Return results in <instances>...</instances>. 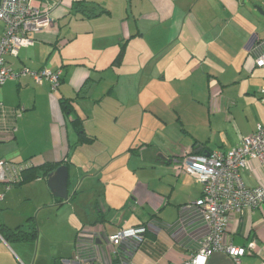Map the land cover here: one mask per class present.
Masks as SVG:
<instances>
[{
  "label": "crops",
  "instance_id": "0c3cea01",
  "mask_svg": "<svg viewBox=\"0 0 264 264\" xmlns=\"http://www.w3.org/2000/svg\"><path fill=\"white\" fill-rule=\"evenodd\" d=\"M43 1L52 7L53 25L33 35V46L22 48L17 58L7 56L6 61L15 70L27 67L61 71L63 82L54 93L56 95L50 93L49 84L38 85L30 77L8 81L0 89V128L4 127L0 130V144H3L0 145V160L14 159L13 162L24 167L49 162L69 168V199L61 202L49 187L50 195L42 196L41 207H46L47 203L57 208L69 206L81 217L72 251L54 259L52 264L70 258L81 242L84 243L83 251H91L88 240L79 241L84 229L99 228L110 235L120 229L143 225H149L147 240L132 255L135 264H184L200 248L206 228L194 210H185L187 205L201 199L203 186L179 169V164L186 155L214 150L228 152L243 137L250 136L257 125H264V102L260 100L264 69L255 67L258 46L264 42V0ZM81 1L98 14L91 18L83 15L82 7L76 6ZM4 29L0 21V40ZM78 45L85 51L71 50ZM122 47V60L115 65ZM107 70L110 72L105 73ZM102 81L106 92L94 100L93 84ZM27 93L32 96L30 100L28 96L24 98ZM62 97L74 99V111L70 115L64 114L60 107ZM106 100L118 111L135 107L141 112L146 107V112L150 107L155 109L154 105L176 106L178 121L183 127L186 126L183 121L191 117L192 123L207 125L203 133L181 129L185 137L176 127L177 138L166 137L162 146L154 144V140L140 138L139 134L136 139L128 140L123 136L121 149L116 150L114 146L108 156L109 159L122 156L125 149L133 145L126 154L131 155L139 141L140 150L155 147L150 162L166 167L155 168L156 163L154 168L148 169L159 171L161 180H147L141 172L142 177L137 176V169H128L127 173L116 170L107 175L99 166L83 174L70 157L73 150H80V154L96 166L95 157L105 152V149L99 150L94 155L89 151L94 146L104 148L98 140H102L108 127L102 117L92 119L86 107L103 106ZM45 102L50 112L45 126L47 146L31 154L24 152L18 143L20 132L23 134L34 127L30 124L36 122L38 105ZM210 105L217 107L213 114ZM207 116L208 122H205ZM76 118L82 119L86 134L94 138L90 144L76 146L78 133L73 125ZM105 123L108 125V121ZM175 124L177 126V122ZM114 135L113 131L109 140ZM13 141H17L15 145L10 143ZM104 157L108 158L100 155L98 159ZM165 177H168L166 182L163 181ZM242 179L248 187L264 185V170L257 163H250ZM44 180L47 182L44 178L35 181ZM21 187L17 184L6 190L0 184V225L11 229L21 226L22 231H28L35 221L33 214L24 212V208L18 207L19 203L13 202L17 188ZM88 188L92 194L88 195L89 200H83L84 196L79 195ZM117 207L125 209L123 216L120 212L111 213ZM14 211L19 216V224L15 227L4 217ZM100 211L105 215L104 221L96 222ZM129 214H134L131 227L126 221ZM180 215L186 218L185 229L179 222ZM225 231V241L229 245L243 248L254 245L252 252L241 257L239 264H264V205L261 210H245L233 215ZM10 240L18 253L27 256L21 244L35 243L38 237L36 241ZM98 244L102 246L100 241ZM6 246L7 240L0 234V250L9 251ZM14 247L10 249L16 251ZM208 264L236 263L227 253L218 252Z\"/></svg>",
  "mask_w": 264,
  "mask_h": 264
},
{
  "label": "built area",
  "instance_id": "2783aa9c",
  "mask_svg": "<svg viewBox=\"0 0 264 264\" xmlns=\"http://www.w3.org/2000/svg\"><path fill=\"white\" fill-rule=\"evenodd\" d=\"M52 7L43 0H0V21L5 25L0 40V89L8 81H18L23 77L32 78L36 84H49L52 92H57L62 79L61 71L47 68L18 71L8 66L7 56L17 57L22 48L31 47L33 35L53 25L50 16ZM255 58V67L264 69V42L260 43ZM264 102V86L260 91ZM250 163H257L264 170V125L228 152L214 150L204 154L186 155L179 169L191 175L202 184L201 199L187 205L185 210L195 211L203 222L206 234L200 241V248L184 264H208L213 254L227 253L236 264L241 257L251 253L250 248L235 247L225 241L229 218L245 210H261L264 205V185L248 187L244 184L242 173L249 169ZM23 165L13 161L0 160V184L10 190L22 180ZM186 218L180 215L184 228ZM185 229V228H184ZM149 225L120 229L106 234L101 229H84L81 240H88L91 251H83L81 242L74 254L60 264H135L132 255L145 240ZM102 243V246L98 244ZM102 247V248H101ZM102 249V251H101ZM105 249L106 251H103Z\"/></svg>",
  "mask_w": 264,
  "mask_h": 264
},
{
  "label": "rangeland",
  "instance_id": "374dc122",
  "mask_svg": "<svg viewBox=\"0 0 264 264\" xmlns=\"http://www.w3.org/2000/svg\"><path fill=\"white\" fill-rule=\"evenodd\" d=\"M262 6L264 7V4ZM74 49L71 48L73 52L82 53L85 51L84 47L81 49L79 45L76 46ZM80 62L82 63L83 61ZM109 72L110 71L107 70L105 73H109ZM90 83L92 84L94 82L90 81ZM100 83L96 85L93 84V89L95 91L94 94L95 99L93 98L94 100H97L100 94L106 92V90L104 91L103 89L105 82L102 81ZM123 90H126L124 86H123ZM50 93L56 95L54 93L57 92H52L50 89ZM27 96L29 100L32 98L31 94L29 93L25 94L24 98ZM112 105L113 104L110 101L106 100L103 106H98L97 108L95 107L96 110L94 106L86 107L88 108V110H90L92 119H96V118L99 119L100 117H102L104 119L103 123L108 128L105 129V132H103L102 140L101 139L98 140L100 141V143L98 144H103L104 148L101 149L102 147L99 146L98 149L97 146H94L92 147V149H89V151H91L94 155H96V153L99 150L105 149L104 153L100 152V154L95 157L94 162L96 166L90 164L89 158L82 156L80 154V150L77 151L73 150L74 153L70 157L71 161L73 162V164H75V166L78 169L80 168L83 174H86L87 170L88 171L93 170V168L95 167L97 169L99 167L104 168L105 172L108 173L107 175H110L116 170L127 173L128 169H130L131 171L137 169L136 171L137 176L142 177L141 173H144L147 180L156 179V178L160 179L162 177L161 176L162 174L159 171L154 172L153 170L148 169V168H154L153 166L156 163H157V167L155 168L166 167L165 165H161L158 162L156 163L150 162V158L151 159L154 158V153L152 154V152L154 150L153 148L155 147H149L148 149L144 147V149L146 148L147 150L142 152V150L144 149L140 150L141 149L140 146L142 145L139 141L137 142V144L134 145L132 151L133 153H131V155H126V154L129 152L130 147L133 145H130L128 149L126 148L125 153H123L122 156L118 155L113 159L112 158L109 159L108 156H110L111 153L113 152L114 146H116V150L121 149L120 147L123 144L122 143L123 136H125L128 140L133 138L136 139L139 134L140 138L143 137L144 139L147 140H154L153 141L154 144H156L157 146L158 145L162 146V142L166 137H170L172 139L177 138L174 134L175 132H177L175 131L176 127L178 128V131H180V133L183 135V137H185V132L182 131L181 129H186V130L191 129L194 132L203 133V130L207 125L205 124L204 126H198L196 123H192L193 118L191 117L188 121L186 122L183 121V123L186 125L185 127H183V125H181L178 121V117H177L178 112L176 111L177 109L176 106L163 107L160 105L157 106L154 105L155 109L150 107L148 110L146 109L145 112L144 110L146 108L145 107L142 108L141 112H139L138 109L135 107L118 111V109H114ZM38 107H39V113L36 117L35 120L36 122L34 124H30L31 126L34 127H31L23 134H21L22 132H20V137L18 139V143L21 150L30 154L33 152L44 150V148L47 146V143L45 142L47 140V137L45 135V126L48 123V120H50V112L47 107V102L41 103L40 105H38ZM216 110L217 107L215 108V106L210 105L211 114H213ZM210 120L211 122H213L211 116L209 117V122ZM106 121H108V125L105 123ZM206 121L208 122V116L205 117V122ZM155 122H157L158 124ZM175 122H177V126ZM38 127H42V129H38ZM3 128H0V130ZM109 129L111 130V132L109 131ZM113 131L115 132V135L112 136V140H109V135H112ZM15 142L17 141H13L10 143H13L15 145ZM168 146L169 148H171L170 144H168ZM100 155H104V156L107 155L108 158L104 157V159L101 158L98 159ZM7 160L14 161V159H7ZM144 168L146 170H144ZM170 168L173 169V167ZM74 169L75 168L72 167V170ZM42 176L43 175H41L40 177L43 179ZM167 178L168 177H165L163 181L166 182ZM82 179L83 178H81V180ZM21 186H22L21 188H17L18 192L14 197L13 202L14 204L19 203L18 207H20V209L24 208L23 210L24 212L30 211L31 214H33L32 216L35 218V222L39 230L38 240L35 243L28 242L21 244L25 247L27 252V256H24L20 252L19 253L17 252L18 249H16V247H14L13 242L10 239H8L6 247L9 251L0 250V264H52L54 259H60L65 254H69L70 251H72L74 234L80 226L81 217L79 218V216L73 212V207L70 208L69 206H63L61 208H57L53 205H49V203H47L46 207L44 206L41 207V204H43L42 196L50 195L47 182L45 180L42 182H37L33 180L24 183ZM119 187L120 186L116 188ZM91 194L92 192L88 188L86 191L84 190L83 194L79 195V197L84 196L82 198L83 200H89L88 195ZM7 199L8 196L6 197L5 202L7 201ZM84 204H86L88 208H90L88 203H84ZM83 211L86 212V209L85 210L83 209ZM124 211L125 209L124 208L121 209L120 207L118 209H112L111 213L120 212V215L123 216ZM133 215L134 214L126 215L127 216L126 221L130 222L129 223L130 226L128 227H131ZM4 217L8 222H10V224H12L13 227L19 224L18 222L19 216L17 214V211L8 212L6 215H4ZM10 246L14 247L16 251H12L10 249ZM59 262H61V260H59Z\"/></svg>",
  "mask_w": 264,
  "mask_h": 264
},
{
  "label": "trees",
  "instance_id": "16d2710c",
  "mask_svg": "<svg viewBox=\"0 0 264 264\" xmlns=\"http://www.w3.org/2000/svg\"><path fill=\"white\" fill-rule=\"evenodd\" d=\"M77 8L78 7H82L81 11L83 13V15H85L86 17H94L95 15H97L98 13H96L94 11V8L89 9V6L86 5V2L81 1L78 4H76ZM123 53H124V48H121V51L119 52L118 56L116 57L114 64L118 65L120 64V61L122 60L123 57ZM23 69V68H21ZM20 70V69H19ZM63 76V75H62ZM63 78L61 79V83L60 86L62 84ZM59 86V88H60ZM58 88V90H59ZM59 104L60 107L63 111L64 114L66 115H70L72 113V111H74V99H65V98H61L59 100ZM73 125L78 133V141L76 146H81L84 144H90L91 142L94 141V138L89 137L85 130H84V125H83V121L80 118H76L73 120ZM59 166H61V163H43L39 166H27L24 168L23 172H22V180L18 183V185H22L24 183L36 180L41 178L40 176L43 175L42 177L44 179H47V176L52 173L53 171H55ZM16 185V184H15ZM59 200V199H58ZM62 202V200H60ZM102 211L99 212V217L96 220V222H102L104 221V214H101ZM35 220V219H34ZM21 226H17L14 229L8 228L5 225L1 224L0 225V234L5 238V240L11 239V238H15L16 240H24V241H36L37 237L39 236V230L38 227L36 225V222L34 221V224L32 226H30V229H28V231H22L21 230ZM147 234V233H146ZM146 235H145V240L144 242L140 245L139 248H141L145 243H146Z\"/></svg>",
  "mask_w": 264,
  "mask_h": 264
},
{
  "label": "water",
  "instance_id": "95a60500",
  "mask_svg": "<svg viewBox=\"0 0 264 264\" xmlns=\"http://www.w3.org/2000/svg\"><path fill=\"white\" fill-rule=\"evenodd\" d=\"M259 11L261 12V9ZM68 181L69 168L66 165L60 166L47 177V184L53 195L64 201L69 199Z\"/></svg>",
  "mask_w": 264,
  "mask_h": 264
}]
</instances>
